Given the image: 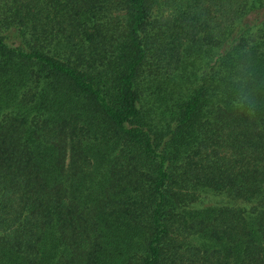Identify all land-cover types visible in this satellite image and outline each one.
Masks as SVG:
<instances>
[{
  "label": "trees",
  "instance_id": "1",
  "mask_svg": "<svg viewBox=\"0 0 264 264\" xmlns=\"http://www.w3.org/2000/svg\"><path fill=\"white\" fill-rule=\"evenodd\" d=\"M0 264H264V0H0Z\"/></svg>",
  "mask_w": 264,
  "mask_h": 264
},
{
  "label": "rangeland",
  "instance_id": "2",
  "mask_svg": "<svg viewBox=\"0 0 264 264\" xmlns=\"http://www.w3.org/2000/svg\"><path fill=\"white\" fill-rule=\"evenodd\" d=\"M228 198L221 196L216 193L202 192L200 198H198L195 203L191 206L194 208H207L214 206H222L226 204Z\"/></svg>",
  "mask_w": 264,
  "mask_h": 264
},
{
  "label": "clouds",
  "instance_id": "3",
  "mask_svg": "<svg viewBox=\"0 0 264 264\" xmlns=\"http://www.w3.org/2000/svg\"><path fill=\"white\" fill-rule=\"evenodd\" d=\"M236 106L239 107V108H241V109H243V106H244L243 105V101L242 100L241 101H238L237 104H236Z\"/></svg>",
  "mask_w": 264,
  "mask_h": 264
}]
</instances>
